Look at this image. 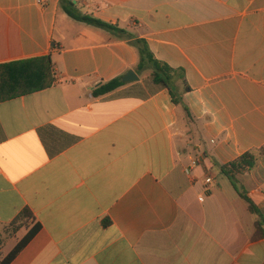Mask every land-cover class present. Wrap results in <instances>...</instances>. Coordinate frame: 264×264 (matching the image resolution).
Listing matches in <instances>:
<instances>
[{
  "label": "crops",
  "instance_id": "crops-1",
  "mask_svg": "<svg viewBox=\"0 0 264 264\" xmlns=\"http://www.w3.org/2000/svg\"><path fill=\"white\" fill-rule=\"evenodd\" d=\"M61 1L0 0V64L51 55L56 74L0 103V261L37 226L9 264H264L260 218L221 171L264 147V0H74L148 42L179 105ZM236 183L264 216V153Z\"/></svg>",
  "mask_w": 264,
  "mask_h": 264
},
{
  "label": "trees",
  "instance_id": "trees-1",
  "mask_svg": "<svg viewBox=\"0 0 264 264\" xmlns=\"http://www.w3.org/2000/svg\"><path fill=\"white\" fill-rule=\"evenodd\" d=\"M61 6L71 18L77 21L118 33L126 38L138 50L139 62L137 71L142 72L150 70L152 83L167 88L170 91L174 104H182V97L178 96L174 87V82L172 81L174 69L155 58L145 39L137 38L135 35L111 23L104 22L90 15L82 14L71 0H62ZM55 82L56 74L51 55L0 64V103L49 89L54 86ZM124 85H126V83L122 81V77H118L102 84L94 89L92 93L95 97H99L111 93ZM185 110L190 118V111L186 106ZM263 153L264 147L246 152L236 160L221 166L222 173L230 179L240 195L248 202L250 211L259 216L260 220L257 223V236L259 238L264 236V231L261 228L264 216L254 202L245 193L239 190L236 177L246 171L252 170L257 163L258 155ZM23 214L31 216L28 209H26ZM37 228L36 226L35 229L30 230L24 239L0 261V264H9L31 239Z\"/></svg>",
  "mask_w": 264,
  "mask_h": 264
},
{
  "label": "water",
  "instance_id": "water-1",
  "mask_svg": "<svg viewBox=\"0 0 264 264\" xmlns=\"http://www.w3.org/2000/svg\"><path fill=\"white\" fill-rule=\"evenodd\" d=\"M73 1V3H75L74 0H71ZM140 78L139 76L133 71V70H130L128 71L123 77H122V81L124 83H132V82H137L139 81Z\"/></svg>",
  "mask_w": 264,
  "mask_h": 264
},
{
  "label": "rangeland",
  "instance_id": "rangeland-1",
  "mask_svg": "<svg viewBox=\"0 0 264 264\" xmlns=\"http://www.w3.org/2000/svg\"><path fill=\"white\" fill-rule=\"evenodd\" d=\"M147 71V70H146ZM146 90H145V89ZM144 88L141 86V87H139V88H137V90H139V93H146V92H148V91H150V89H149V82L148 81H146L145 83H144ZM25 215H27V214H25ZM28 219V218H27ZM26 219H23V217L22 218H19L17 221H16V223L14 224V226L16 225V224H18V225H23V223L22 222H26L25 221ZM2 260V259H1Z\"/></svg>",
  "mask_w": 264,
  "mask_h": 264
},
{
  "label": "built area",
  "instance_id": "built-area-1",
  "mask_svg": "<svg viewBox=\"0 0 264 264\" xmlns=\"http://www.w3.org/2000/svg\"><path fill=\"white\" fill-rule=\"evenodd\" d=\"M39 3H41V0H38ZM55 48V47H54ZM198 162L195 160L193 161V165H196Z\"/></svg>",
  "mask_w": 264,
  "mask_h": 264
}]
</instances>
